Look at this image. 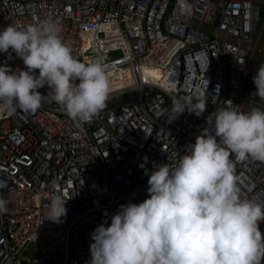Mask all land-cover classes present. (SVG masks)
Returning a JSON list of instances; mask_svg holds the SVG:
<instances>
[{
  "label": "built area",
  "instance_id": "obj_1",
  "mask_svg": "<svg viewBox=\"0 0 264 264\" xmlns=\"http://www.w3.org/2000/svg\"><path fill=\"white\" fill-rule=\"evenodd\" d=\"M260 3L0 0V31L55 19L78 60L106 65L108 99L136 94L88 122L70 119L51 96L35 112H0V194L8 201L0 264H88L92 231L108 226L121 204L147 198L154 166L175 165L226 101L244 111L252 100L242 88L246 73L260 65L253 58ZM0 65L26 70L11 49ZM197 97L207 102L199 117L187 110L172 117L174 100ZM230 159L241 198L264 203V162ZM53 193L67 199L59 223L46 220ZM259 228L264 236V221Z\"/></svg>",
  "mask_w": 264,
  "mask_h": 264
},
{
  "label": "clouds",
  "instance_id": "obj_2",
  "mask_svg": "<svg viewBox=\"0 0 264 264\" xmlns=\"http://www.w3.org/2000/svg\"><path fill=\"white\" fill-rule=\"evenodd\" d=\"M60 33L59 22L51 18L23 29L8 24L0 31V53L11 49L26 68L0 65V112H35L49 96L78 122L106 108V65L99 58L78 60ZM252 81L251 95L264 100V63ZM45 86L42 95L38 89ZM196 99L195 104L192 98L174 100L172 117L185 110L199 117L207 102ZM226 102L205 118L207 127L175 165L154 166L143 202L121 204L108 226L95 227L88 264H261L264 203L241 198L230 156L264 162V110L241 111ZM66 201L53 193L46 220L59 223ZM7 206L0 194V213Z\"/></svg>",
  "mask_w": 264,
  "mask_h": 264
},
{
  "label": "rangeland",
  "instance_id": "obj_3",
  "mask_svg": "<svg viewBox=\"0 0 264 264\" xmlns=\"http://www.w3.org/2000/svg\"><path fill=\"white\" fill-rule=\"evenodd\" d=\"M261 30V34L258 38L256 48L254 51L253 58L254 60L262 64L264 63V4L260 3L259 5V17H258V22L255 28V31L258 33ZM254 39H256V35H254ZM119 54L118 51L107 53L104 55L105 59H110ZM258 68H252L246 73V77L243 83V91L247 92L250 97H252V100H248L244 106L243 109L244 111H248L253 107H258L264 110V100H261L258 97H253L251 93L255 92V86L252 81V77L255 74L256 70ZM136 94L132 91L127 92V93H120L116 96L111 97L110 99L107 100V106L105 109L110 108V106L117 105L121 103L124 99H135Z\"/></svg>",
  "mask_w": 264,
  "mask_h": 264
}]
</instances>
